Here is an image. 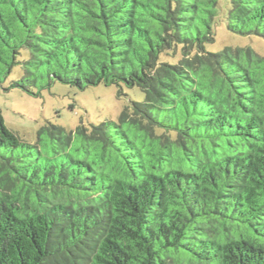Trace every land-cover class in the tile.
Segmentation results:
<instances>
[{"label": "trees", "instance_id": "trees-1", "mask_svg": "<svg viewBox=\"0 0 264 264\" xmlns=\"http://www.w3.org/2000/svg\"><path fill=\"white\" fill-rule=\"evenodd\" d=\"M264 0H0V85L139 87L117 120L0 109V264H264ZM20 66V78L4 83Z\"/></svg>", "mask_w": 264, "mask_h": 264}, {"label": "rangeland", "instance_id": "rangeland-1", "mask_svg": "<svg viewBox=\"0 0 264 264\" xmlns=\"http://www.w3.org/2000/svg\"><path fill=\"white\" fill-rule=\"evenodd\" d=\"M226 46H249L264 54V37L255 34L243 35L231 31L224 19L216 30V39L207 44L208 50L220 51ZM20 66L4 83L20 78ZM0 85V109L6 125L22 139L35 142L36 132L46 121L76 129L81 123L89 126L108 120H117L130 100H144L143 91L123 84L93 85L85 88L55 81L41 92L30 94L21 88L5 90Z\"/></svg>", "mask_w": 264, "mask_h": 264}]
</instances>
